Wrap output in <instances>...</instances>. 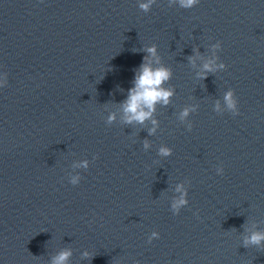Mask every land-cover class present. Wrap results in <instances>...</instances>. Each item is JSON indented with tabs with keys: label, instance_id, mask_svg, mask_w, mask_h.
<instances>
[{
	"label": "water",
	"instance_id": "obj_1",
	"mask_svg": "<svg viewBox=\"0 0 264 264\" xmlns=\"http://www.w3.org/2000/svg\"><path fill=\"white\" fill-rule=\"evenodd\" d=\"M138 3L0 0V264H52L62 250L67 264H264V247L244 245L264 232V0ZM216 41L226 68L201 78ZM153 44L174 95L149 135L150 121L124 123L122 102Z\"/></svg>",
	"mask_w": 264,
	"mask_h": 264
},
{
	"label": "clouds",
	"instance_id": "obj_2",
	"mask_svg": "<svg viewBox=\"0 0 264 264\" xmlns=\"http://www.w3.org/2000/svg\"><path fill=\"white\" fill-rule=\"evenodd\" d=\"M156 0H139L138 7L145 13L151 11L152 5ZM169 6L174 3H178L181 8L191 9L200 3V0H168ZM213 54L210 58L204 60L202 68L203 71L198 73V75L203 78L209 72H214L218 68L225 69L226 64L223 62H217L218 56L217 51L222 49V44L220 41H216L211 45ZM148 53L143 58V62L136 71L133 80V86L128 89L127 98L122 102V112L123 121L127 124L139 123L143 124L145 121H150L152 127L149 128V135L155 134L159 127V122L153 117L156 105L158 103L167 105L170 103V98L174 95V90L172 88H165L162 85L165 81L171 78V70L164 66L154 67V62L159 64L160 57L157 55L156 46L153 44L144 49ZM199 55V53H197ZM192 62L195 64V57L192 58ZM8 84V75L6 72L0 70V89L6 87ZM225 101L227 106V111L233 116L239 115L238 100L236 98L233 89L229 88L225 93ZM195 105L191 107L184 108L180 113L181 121H185L191 112L196 111ZM214 111L217 113H223L225 110L221 109L219 102L215 105ZM115 120V114H109L107 118V123L111 124ZM193 124L191 121L186 123L187 130H191ZM150 144L147 140L144 142V148L148 149ZM159 154L162 156H169L172 154V149L168 146H161L159 148ZM95 159V157H93ZM88 162L84 161L80 164L74 165V167L88 168ZM218 175L224 174V167L222 164L217 165L215 169ZM82 177L79 173L71 175L69 178V183L72 185H78ZM176 192L179 196L173 198L170 203V208L174 215L179 214L181 209L188 205V189L185 183H180L176 187ZM160 233L158 231H152L148 236V243H151L154 239H159ZM256 245L258 247H264V232L255 231L250 235L244 237V245ZM85 256L89 253L85 252ZM71 256L70 250H62L59 254L54 257L52 264H67L68 258ZM134 264H139V261L134 262Z\"/></svg>",
	"mask_w": 264,
	"mask_h": 264
}]
</instances>
